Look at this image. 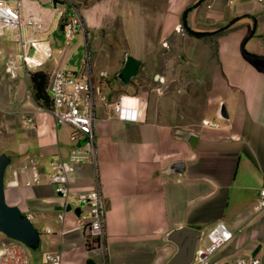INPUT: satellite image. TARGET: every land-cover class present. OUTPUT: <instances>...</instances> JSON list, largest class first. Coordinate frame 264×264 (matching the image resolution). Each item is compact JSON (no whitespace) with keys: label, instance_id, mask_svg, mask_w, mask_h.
<instances>
[{"label":"crops","instance_id":"obj_1","mask_svg":"<svg viewBox=\"0 0 264 264\" xmlns=\"http://www.w3.org/2000/svg\"><path fill=\"white\" fill-rule=\"evenodd\" d=\"M36 1L47 12L36 33L49 46L42 64L26 66L18 42L8 32L0 36V153L11 154L5 199L41 232L29 264H53L45 254L55 252L60 264H166L175 254L177 264H195L196 250L218 221L233 237L216 258H264V208H254L264 183V0H215L211 8L205 0H62L57 9L51 0ZM73 11L88 30L87 42L84 29L64 37L61 18ZM182 19L191 32L174 35L189 47L147 48V26L165 31ZM103 25L123 26V48L111 51L104 44L109 34L95 39ZM81 49L95 71L108 70L100 85L108 101L125 93L140 100L137 121L96 107L104 248L77 227L81 214L65 208L63 220L57 217L62 198L47 175L54 158H68L70 126L55 122L29 76L34 68H79L85 56L74 61L72 54ZM27 51L39 59L33 47ZM166 54V61L151 57ZM126 55L138 61V71L124 82L117 73ZM95 183L88 162L68 174L71 193Z\"/></svg>","mask_w":264,"mask_h":264},{"label":"built area","instance_id":"obj_2","mask_svg":"<svg viewBox=\"0 0 264 264\" xmlns=\"http://www.w3.org/2000/svg\"><path fill=\"white\" fill-rule=\"evenodd\" d=\"M215 0H205L206 8H211ZM262 1V0H259ZM47 12L36 0H0V36L8 33L18 42L20 57L26 66L42 64L49 57V46L43 45L36 33L43 30ZM61 27L65 39L74 36L76 29H86L78 13L63 19ZM27 32V35H24ZM86 42L88 30H85ZM33 47L39 59L32 58L27 49ZM107 69L97 71L92 67L89 55H85L79 68L56 66L48 76L47 91L50 97L48 110L56 123L70 126L69 139L71 145L68 158L57 157L50 162L47 179L54 185V190L62 198V210L57 214L63 220L68 203L73 208L81 207L83 219L77 227H83L98 246L105 247V200L97 177L98 145L96 113L98 104L109 106L112 115L120 120L137 121L139 119L140 100L136 94H122L114 101H108L101 84L108 77ZM162 80V77H159ZM105 117H103L104 119ZM88 162L96 169V183L92 188L70 192L68 174L75 164ZM38 180V177H34ZM256 211L264 208V183L260 186L254 203ZM30 218V215L27 214ZM50 231V228H46ZM233 232L225 223L215 222L206 232L207 242L196 250L195 264H264V258L256 255H238L234 258L219 259L215 254L229 242ZM30 249L18 239L9 238L0 242V264H29ZM45 258L53 264H60L59 252L47 253Z\"/></svg>","mask_w":264,"mask_h":264},{"label":"water","instance_id":"obj_3","mask_svg":"<svg viewBox=\"0 0 264 264\" xmlns=\"http://www.w3.org/2000/svg\"><path fill=\"white\" fill-rule=\"evenodd\" d=\"M62 0H51L53 8H58V3ZM138 61L131 55H126L124 62L119 69L117 75L120 80L127 82L138 71ZM11 160V154L7 151L0 153V232L9 238L22 241L27 245L30 251L37 253L41 244V232L34 225L31 218L23 212L16 204H10L5 199L4 192V172L5 167ZM66 210H73L76 214L81 213L79 205L71 207L66 205ZM171 232L169 235H173ZM91 261H88L90 263ZM166 264H177V254L173 255Z\"/></svg>","mask_w":264,"mask_h":264},{"label":"rangeland","instance_id":"obj_4","mask_svg":"<svg viewBox=\"0 0 264 264\" xmlns=\"http://www.w3.org/2000/svg\"><path fill=\"white\" fill-rule=\"evenodd\" d=\"M185 13H186V10H184L183 16L185 15ZM184 22H185V24H184ZM147 27H148L147 31L149 34L148 35L149 41L147 44L148 49H155V48L174 49L175 47L180 48V46H174V44H177V45L182 44V46H184V47H186V46L189 47V45L191 44V42L189 40L175 39V35H174L175 33H177V34L182 33L183 34V33L191 32L190 28L187 27V25H186L185 19L184 20L182 19L181 22L177 21V20H172V22H170L169 25H167L165 27V31H164L163 25H161V26H147ZM194 32L198 35L204 33L202 31H194ZM92 33H94V30L92 31ZM95 33H96L95 39H99L100 35L104 36L105 34H109V37H108L109 39L107 38L108 40L106 42H104V44L108 45L111 48V51L114 49H118L120 47L121 48L124 47L125 43L123 40V26L122 25L99 26L95 30ZM84 53L85 52L84 51L82 52V49H81V51L76 50V52H74L72 54V60L78 61L81 54L84 55ZM85 55H87V53ZM168 56L169 55L166 54V55H162L161 57H157V56H151V57L154 61L157 62L159 60L160 61L161 60L166 61L167 59H170ZM7 239H8V237L5 234H3L2 232H0V242L7 240Z\"/></svg>","mask_w":264,"mask_h":264},{"label":"trees","instance_id":"obj_5","mask_svg":"<svg viewBox=\"0 0 264 264\" xmlns=\"http://www.w3.org/2000/svg\"><path fill=\"white\" fill-rule=\"evenodd\" d=\"M65 18L66 16L65 17L63 16L61 18V23ZM29 76H30L31 86L34 95L38 99H41L48 106L50 102V97L47 91L49 72L40 68H36V69L34 68L29 71Z\"/></svg>","mask_w":264,"mask_h":264}]
</instances>
